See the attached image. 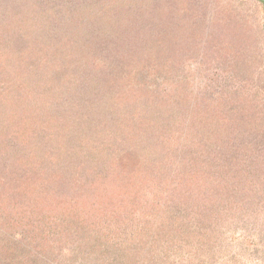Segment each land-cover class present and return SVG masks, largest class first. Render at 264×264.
<instances>
[{
    "label": "rangeland",
    "instance_id": "rangeland-1",
    "mask_svg": "<svg viewBox=\"0 0 264 264\" xmlns=\"http://www.w3.org/2000/svg\"><path fill=\"white\" fill-rule=\"evenodd\" d=\"M0 264H264V3L0 0Z\"/></svg>",
    "mask_w": 264,
    "mask_h": 264
},
{
    "label": "water",
    "instance_id": "water-1",
    "mask_svg": "<svg viewBox=\"0 0 264 264\" xmlns=\"http://www.w3.org/2000/svg\"><path fill=\"white\" fill-rule=\"evenodd\" d=\"M264 3V0H261Z\"/></svg>",
    "mask_w": 264,
    "mask_h": 264
}]
</instances>
